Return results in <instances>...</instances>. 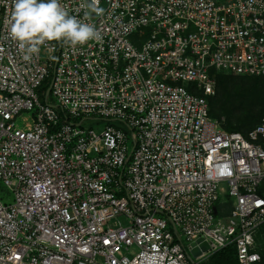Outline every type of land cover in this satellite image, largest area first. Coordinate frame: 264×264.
<instances>
[{"label": "built area", "instance_id": "built-area-1", "mask_svg": "<svg viewBox=\"0 0 264 264\" xmlns=\"http://www.w3.org/2000/svg\"><path fill=\"white\" fill-rule=\"evenodd\" d=\"M86 2L61 0L82 20ZM99 6L101 41L25 61L0 0V264L261 263L264 113L243 135L208 100L216 73L264 77V0Z\"/></svg>", "mask_w": 264, "mask_h": 264}, {"label": "clouds", "instance_id": "clouds-1", "mask_svg": "<svg viewBox=\"0 0 264 264\" xmlns=\"http://www.w3.org/2000/svg\"><path fill=\"white\" fill-rule=\"evenodd\" d=\"M84 19L70 15L61 0H14V9L8 21L9 35L30 61L39 54L41 46L56 41L72 47L89 41H101L102 35L96 26L86 22L92 14L101 16L105 9L99 0H87Z\"/></svg>", "mask_w": 264, "mask_h": 264}, {"label": "trees", "instance_id": "trees-1", "mask_svg": "<svg viewBox=\"0 0 264 264\" xmlns=\"http://www.w3.org/2000/svg\"><path fill=\"white\" fill-rule=\"evenodd\" d=\"M241 78H253L254 83L252 85L251 90L255 91L258 89L259 85L261 84V92L264 93V77H243V76H235L231 74H223V73H216L215 74V82H216V94L214 97L209 98V110L208 114L210 117L220 121L221 115H224V122L221 123L222 129L226 131H233L239 132L245 135L249 130H251L260 120L262 113H264V105L257 111L252 110L250 114L245 115L244 117L236 120L237 123L232 122V117L235 109L233 107L229 108L227 105L226 98L233 88V82L237 79ZM50 84V79H46L41 84L39 89L42 94L46 92ZM250 88L247 91H250ZM217 93L221 96V101L219 106H217L219 100H217ZM247 93H244L246 96ZM264 231V226H262L258 233H257V243L259 244V253L261 255L262 262L259 264H264V248H261L259 243V235ZM205 264H236L235 261V254L233 249L227 248L223 251H220L214 254Z\"/></svg>", "mask_w": 264, "mask_h": 264}, {"label": "rangeland", "instance_id": "rangeland-1", "mask_svg": "<svg viewBox=\"0 0 264 264\" xmlns=\"http://www.w3.org/2000/svg\"><path fill=\"white\" fill-rule=\"evenodd\" d=\"M253 83V78H241L233 82V88L226 97L228 98V107H233L235 109L232 117L233 123H237L236 120L244 117L245 115L250 114L252 110L258 111L262 107V105H264V93L261 92L262 86L260 84L258 89L253 91L251 90ZM248 88H250L251 92L247 91ZM244 93H247L246 96L244 95ZM217 100H219L217 104V106H219L220 101L222 100L219 93H217ZM54 102V98L52 96H49L48 103L53 104ZM219 120L220 123L224 122V115H221ZM108 123H111L113 125L116 124L115 122ZM105 125V121H99L96 123L93 120H85L82 122V127L84 129L90 128L93 129L96 133L100 132ZM5 196L8 198L7 203L11 202V194L8 192V190L3 188L0 182V199H3ZM259 243L261 248H264V231H262L259 235Z\"/></svg>", "mask_w": 264, "mask_h": 264}, {"label": "water", "instance_id": "water-1", "mask_svg": "<svg viewBox=\"0 0 264 264\" xmlns=\"http://www.w3.org/2000/svg\"><path fill=\"white\" fill-rule=\"evenodd\" d=\"M49 90H50V87H48V89L46 90L45 92V95H48L49 93ZM201 248L204 250V249H207V246L205 244L201 245ZM198 249L196 248H193L191 251H190V254L192 257H195L196 255H198Z\"/></svg>", "mask_w": 264, "mask_h": 264}]
</instances>
